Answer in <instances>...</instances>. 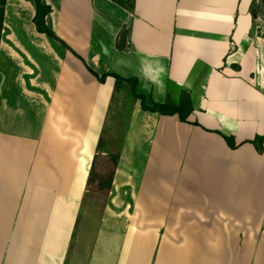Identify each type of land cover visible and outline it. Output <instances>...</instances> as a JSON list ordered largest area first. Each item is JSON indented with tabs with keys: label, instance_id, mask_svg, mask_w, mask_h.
Returning <instances> with one entry per match:
<instances>
[{
	"label": "crops",
	"instance_id": "1",
	"mask_svg": "<svg viewBox=\"0 0 264 264\" xmlns=\"http://www.w3.org/2000/svg\"><path fill=\"white\" fill-rule=\"evenodd\" d=\"M43 1L65 44L37 30L34 0L5 4L0 264H264V144L249 141L264 139L253 0ZM87 66L135 77L148 103L178 104L187 92L193 110L183 122L131 94L112 186L86 241L81 210L116 94L115 77L100 82Z\"/></svg>",
	"mask_w": 264,
	"mask_h": 264
},
{
	"label": "rangeland",
	"instance_id": "2",
	"mask_svg": "<svg viewBox=\"0 0 264 264\" xmlns=\"http://www.w3.org/2000/svg\"><path fill=\"white\" fill-rule=\"evenodd\" d=\"M123 1L130 2V0ZM251 11L253 13L252 34L254 36L264 37V0H253ZM132 100V95L127 87H121L115 94L113 100V115H111L113 125L109 126L103 132L104 145L102 151L99 152L95 169V174L98 178L100 177L106 180L114 167L113 155L120 151ZM108 195L109 190L99 188L98 181L91 183L88 187L79 221V234L81 237H85V240L97 229ZM83 245L88 247L87 244H82L81 246ZM85 247L84 249L86 250Z\"/></svg>",
	"mask_w": 264,
	"mask_h": 264
},
{
	"label": "trees",
	"instance_id": "3",
	"mask_svg": "<svg viewBox=\"0 0 264 264\" xmlns=\"http://www.w3.org/2000/svg\"><path fill=\"white\" fill-rule=\"evenodd\" d=\"M120 6L127 8V9H133V0H130V2H125L123 0H113ZM35 3V16L33 18L34 24L37 28V30L41 33H45L48 37L55 39L63 44L65 42L55 34L53 29L49 26L47 23V16L51 12V6L46 4L43 0H34ZM5 4L6 0H0V40L2 35V29H3V20H4V12H5ZM252 13V11H251ZM253 15V13H252ZM88 70L95 76L100 82H105L107 76L111 75L115 77L116 79V85H115V93H117L120 90L121 84L123 82H127L131 86V94L139 99L141 101V107L143 110L151 111V112H158L163 115H175L177 114L181 121L186 122L188 121V117L193 110V106L191 103L190 96L187 92H183L181 95V100L178 104L172 103V102H157V101H151L150 103L147 102L146 96L142 93H138L136 91V85H137V79L135 77H123L116 73H110L105 72L103 74L97 73L95 70H93L91 67L87 66ZM224 139L226 140L227 144L231 148L237 147V144L235 143L232 136H227L222 134ZM250 142L257 145L259 151H261V148L264 144V139L261 137H257L253 140H249ZM104 145L103 137H100L98 146H97V154L94 157L93 164L91 167L90 175L88 178V186L91 185V183L98 181V187L101 189H107L110 190L112 186V182L114 179L115 174V168L118 163L119 154L116 153L113 155V161H114V167L112 171L109 174V177L104 180L102 178H98L95 174V169L97 166V160L99 157V152L102 151Z\"/></svg>",
	"mask_w": 264,
	"mask_h": 264
},
{
	"label": "water",
	"instance_id": "4",
	"mask_svg": "<svg viewBox=\"0 0 264 264\" xmlns=\"http://www.w3.org/2000/svg\"><path fill=\"white\" fill-rule=\"evenodd\" d=\"M122 38H123V40H125V38H126V32L125 31H124V33L122 35Z\"/></svg>",
	"mask_w": 264,
	"mask_h": 264
}]
</instances>
